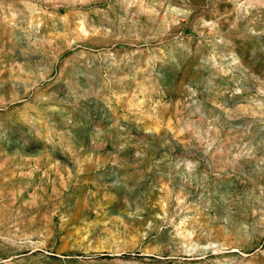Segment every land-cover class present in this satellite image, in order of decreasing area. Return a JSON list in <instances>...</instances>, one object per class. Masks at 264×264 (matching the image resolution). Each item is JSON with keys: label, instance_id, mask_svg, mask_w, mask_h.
Instances as JSON below:
<instances>
[{"label": "rangeland", "instance_id": "374dc122", "mask_svg": "<svg viewBox=\"0 0 264 264\" xmlns=\"http://www.w3.org/2000/svg\"><path fill=\"white\" fill-rule=\"evenodd\" d=\"M0 264H264V0H0Z\"/></svg>", "mask_w": 264, "mask_h": 264}]
</instances>
